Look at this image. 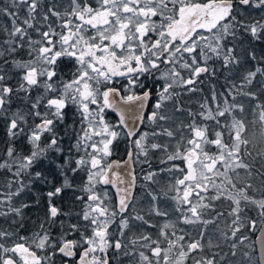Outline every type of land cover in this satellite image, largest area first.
<instances>
[{"label": "snow or ice", "instance_id": "6c2138e0", "mask_svg": "<svg viewBox=\"0 0 264 264\" xmlns=\"http://www.w3.org/2000/svg\"><path fill=\"white\" fill-rule=\"evenodd\" d=\"M0 264H264V0H0Z\"/></svg>", "mask_w": 264, "mask_h": 264}]
</instances>
